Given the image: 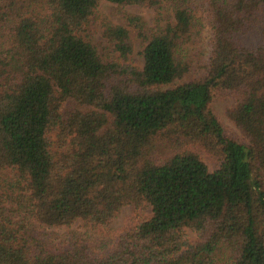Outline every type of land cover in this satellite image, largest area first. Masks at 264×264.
<instances>
[{"label": "trees", "instance_id": "obj_1", "mask_svg": "<svg viewBox=\"0 0 264 264\" xmlns=\"http://www.w3.org/2000/svg\"><path fill=\"white\" fill-rule=\"evenodd\" d=\"M101 1L0 0V264H264V0Z\"/></svg>", "mask_w": 264, "mask_h": 264}, {"label": "rangeland", "instance_id": "obj_2", "mask_svg": "<svg viewBox=\"0 0 264 264\" xmlns=\"http://www.w3.org/2000/svg\"><path fill=\"white\" fill-rule=\"evenodd\" d=\"M163 1V0H161ZM165 3L162 2L161 5H154L151 6L149 4H139V5H129V6H119L116 4H112L110 2H107L105 0H102L99 5L98 10V19L95 20L91 25V31H92V39L93 43L99 48H104L108 45V41L103 36L104 27L103 24L105 21L111 22L113 24H123L124 23V15L126 14H132L139 17H142L148 24V26L153 27L156 26L159 22V20L162 18V20L159 22V24L164 25L165 19L167 18V10L164 6ZM134 41V54L130 58V63L135 64L139 66L140 68L143 66V59L140 55V52L142 50V44L140 40L133 39ZM208 34L206 32L202 33V37L200 38L198 44L195 46V51L198 54L195 61H198L202 57L203 50L206 49V45L208 43ZM192 48V47H191ZM195 52H193L194 54ZM197 63L195 64L194 71L191 72L190 75L185 79V81L192 80L198 76L197 70ZM196 68V69H195ZM233 106V101L230 99H225L224 97H218L214 103H213V109L215 113L220 117L221 122L223 125L228 128L229 130L233 131L236 135L241 136L240 130L237 128V126L230 120L228 116V112L230 108ZM204 159L206 163L209 165L210 170L214 171L216 167L218 166V161L216 159L210 157V156H204ZM150 208L147 206L144 211H142V214L144 216L150 215ZM134 215L133 209L131 207H125L119 214L118 218L113 222L112 229L115 232H119L121 229L124 228V226L127 225L129 219ZM81 224L78 223L77 226H80ZM76 229V227H75ZM52 232H58L60 234L64 233L63 229H49ZM191 238H194V234H189Z\"/></svg>", "mask_w": 264, "mask_h": 264}]
</instances>
